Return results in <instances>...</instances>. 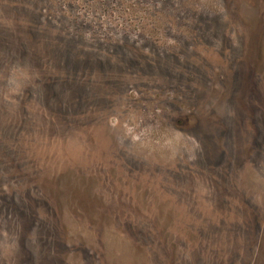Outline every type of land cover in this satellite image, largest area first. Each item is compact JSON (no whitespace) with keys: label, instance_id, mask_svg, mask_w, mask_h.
Here are the masks:
<instances>
[{"label":"rangeland","instance_id":"rangeland-1","mask_svg":"<svg viewBox=\"0 0 264 264\" xmlns=\"http://www.w3.org/2000/svg\"><path fill=\"white\" fill-rule=\"evenodd\" d=\"M0 264H264V0H0Z\"/></svg>","mask_w":264,"mask_h":264}]
</instances>
